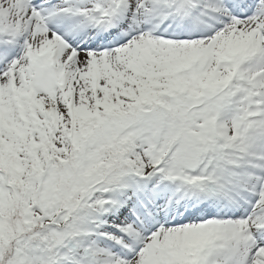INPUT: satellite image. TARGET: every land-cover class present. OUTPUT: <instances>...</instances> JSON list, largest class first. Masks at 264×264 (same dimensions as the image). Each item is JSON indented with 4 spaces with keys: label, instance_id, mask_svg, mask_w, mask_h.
Listing matches in <instances>:
<instances>
[{
    "label": "snow or ice",
    "instance_id": "obj_1",
    "mask_svg": "<svg viewBox=\"0 0 264 264\" xmlns=\"http://www.w3.org/2000/svg\"><path fill=\"white\" fill-rule=\"evenodd\" d=\"M0 264H264V0H0Z\"/></svg>",
    "mask_w": 264,
    "mask_h": 264
}]
</instances>
